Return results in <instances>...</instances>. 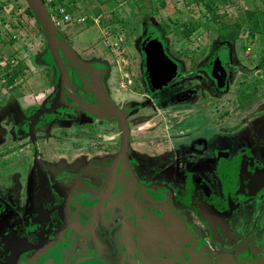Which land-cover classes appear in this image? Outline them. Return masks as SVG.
Listing matches in <instances>:
<instances>
[{
	"label": "flooded vegetation",
	"instance_id": "obj_1",
	"mask_svg": "<svg viewBox=\"0 0 264 264\" xmlns=\"http://www.w3.org/2000/svg\"><path fill=\"white\" fill-rule=\"evenodd\" d=\"M149 37L159 36L157 32L151 31L145 40ZM219 53H223L221 63L225 73L222 86L208 71L210 63ZM231 56V44L224 43L208 62L200 66L203 77L189 79L174 76L159 89L152 86L144 66L147 93L140 100L131 98L123 104L121 101L115 102L108 92L106 81L100 75L102 66H87L76 55L82 72L95 85L81 82L77 72L68 66L73 92L90 103L105 101L124 111L130 137L127 155H119L121 134L116 119L87 112L65 93L64 87L63 112L42 114L50 103L47 97L40 114L33 116L24 126L26 132L36 134V137L29 138L32 144L30 153L26 152L25 144V147L9 155H20L16 156L15 161L27 163L20 164L26 170L29 163H40L43 170L42 163L45 171L53 169L50 173L60 167L62 170L55 173L54 177L51 176L52 191H48L51 188H47L45 182L46 191L51 193L48 194V203L50 200L56 201L32 218L33 225L21 229L16 222L3 232L0 264L17 261L18 255L15 259L14 256L20 249L12 246L15 241L24 239L34 242L37 239L34 235L28 236L29 231L44 227L47 231L60 228L65 217V198L66 231L63 233L61 229L56 252L37 259L33 264H59L57 253L65 245V239L66 258L73 253L78 254L81 244H85V238L81 235L91 234L93 227L103 221L100 216L102 209L111 213L113 208L119 207L120 219L113 223L118 225L119 230L116 238L118 247L115 248L116 256L112 264H194L191 249L195 244L215 248L214 264H264V150L259 151L256 148L257 142L252 143L249 136L257 128L256 122L264 121V66L258 62L256 70H250L251 74L244 71L233 76L235 71ZM51 66L54 72V93L56 72L52 63ZM179 84L190 85L193 92L186 94L188 99H180L182 93L179 92L172 94ZM215 90L226 92L222 117L228 124H210V121L214 123L215 120ZM185 101L205 106L208 126L204 129L185 127L183 130L181 114L178 110L172 113L170 108ZM233 112L237 113L239 121L231 120ZM61 118H65L66 126L51 130L53 125L50 124ZM216 127L229 134L242 128L240 133L243 141L230 140L229 136L224 137L223 141L218 140L221 133L215 131ZM51 133L61 141L58 140L57 144L50 142L52 147L48 148L45 144ZM60 142L62 149L57 150ZM90 153H94L96 162L82 163ZM7 159V156L1 158L4 164L2 170H5L3 176L12 163L5 162ZM65 160L67 163L72 162L74 167L82 164L79 172H69L61 167ZM12 175L22 177L18 171ZM71 187L80 188L68 195ZM83 189L90 193L99 190L101 204L96 194H88ZM115 189L119 194H114ZM15 195L12 190L0 195L1 224L7 218L12 220L17 212ZM84 197L89 198L90 202L95 200L94 207L90 206L94 218L84 208H80L90 205L89 202L84 205ZM158 202L161 205H155ZM4 208L9 211L2 210ZM142 210L151 212L141 214ZM155 215L163 219L161 225L157 224ZM178 220L182 225L186 224L185 229L183 226H180L182 229L175 226ZM157 229L161 234L155 244L150 239L153 230ZM182 230L183 235L178 232ZM93 237L96 242V235ZM42 238L45 247L57 237ZM143 242L153 243L157 251L146 255ZM138 243L143 245L138 246ZM209 262L204 259L195 264Z\"/></svg>",
	"mask_w": 264,
	"mask_h": 264
},
{
	"label": "rangeland",
	"instance_id": "obj_2",
	"mask_svg": "<svg viewBox=\"0 0 264 264\" xmlns=\"http://www.w3.org/2000/svg\"><path fill=\"white\" fill-rule=\"evenodd\" d=\"M6 1L7 3L1 12L3 23L0 29V50L1 48L5 50V45L7 44L8 47L9 41L13 40L11 34L17 33L19 35L16 38H20L18 42L24 48L21 52L22 55L24 54L23 57H32L34 65L31 63V66L35 67L31 69L29 63L26 64L25 58L20 60L22 63L16 62L18 65L7 71L14 70L16 77L8 76L5 72H3L4 75H1L3 74L1 72L3 67L0 68V177L3 181L9 177L6 182L16 184V188H19L22 182L20 177H11V175L22 166L20 165L22 162L15 161L16 156L19 157L20 155L9 154L19 151V148L26 146L25 144H27L26 152L30 153L32 144L29 138L36 137V134H29L24 128L34 115L24 117L25 121H23L18 116L16 109L24 107L25 110L28 108L29 111L34 109L35 105L40 109L39 103H43L44 99H41L36 104L38 96L40 98L42 93L38 89L42 85L31 87L27 83L28 79L32 78V80L38 81L43 72L47 81L46 78L43 81L41 79V84L50 83L51 86L45 99L53 94L54 87L53 80L44 71V63L40 58H36L42 41L38 23L26 12L24 0ZM74 1L76 3L72 4L73 7L79 9L75 11L82 10L81 12L88 16L82 22H74L64 32L59 30V33L63 37L66 36L72 51L87 66L93 64L102 66L103 70L100 71V75L106 81L108 92L115 102L121 101L125 104L131 98L140 100L147 93L144 81L143 52L140 44L144 42L151 31L157 32L164 43L166 53L178 64L179 71L175 77L178 76L179 78L203 77L204 74L199 69L200 66L208 62L215 51L220 49L224 43H230L232 47V67L235 71L233 76L237 72L244 71H249L248 73L251 74L250 70H256L257 63L264 58V0ZM234 23L240 25L237 38L234 31L237 29H229L230 25ZM7 50L4 52H8ZM8 54L13 55L10 49ZM8 54L0 55V61L1 58L5 59L4 57ZM37 66L41 68L38 69ZM15 67L16 69H13ZM262 74L264 76V71ZM125 78H129L132 84L126 83ZM122 81L124 84H121ZM189 86L188 84H179L172 94L179 92L182 93L179 96L180 99H188V95L193 92ZM214 93L216 94L215 120L213 123L209 118L210 124L215 126L228 124V121L222 117V103L226 92L215 90ZM177 104V106L170 108V111L172 113L179 111L182 120L180 122L181 127L204 129L208 126L205 106L189 101ZM15 115L18 117L13 129ZM233 119L234 121L240 119L235 112H233L231 120ZM256 126L257 128L253 130L254 132H250L249 136L252 143L257 142L256 148L262 151L264 150V121L256 122ZM3 129L7 132L3 133ZM241 129L239 128L231 134L223 133L217 127L215 131L221 133L218 140L223 141L225 140L224 137L229 136L230 140L243 141ZM13 130L21 131V133ZM56 133L55 135H57ZM53 134L51 133L46 140L48 143L45 145L48 148L52 147L50 142L54 141L57 144V141L60 140V138H55ZM62 146L60 142L56 147L57 150L62 149ZM3 156L8 158L5 162H12L4 176L5 170H2L4 164L1 160ZM22 164L26 165L27 163ZM61 166L66 169V160L62 161ZM33 174H36L35 170H33Z\"/></svg>",
	"mask_w": 264,
	"mask_h": 264
},
{
	"label": "crops",
	"instance_id": "obj_3",
	"mask_svg": "<svg viewBox=\"0 0 264 264\" xmlns=\"http://www.w3.org/2000/svg\"><path fill=\"white\" fill-rule=\"evenodd\" d=\"M71 1L73 2V4L76 3L74 0H71ZM70 4H71L70 5L71 10H79V9H75V7H73L72 3H70ZM81 11H78V13L81 16H85V19H86L88 15L83 14ZM33 18L36 21V18L35 17H33ZM57 29H58V31L61 30L64 32L65 29H67V28L65 27L63 29H60L58 27ZM12 33H14V32H12ZM18 35L19 34H17V33L11 34V37L13 40L9 41L10 42L9 46L7 47V44H6L5 50H4V48H1V50H0L1 56H3L4 54H8L9 49L12 51V54H13V55L8 54V56L4 57L5 59L1 58V61H0V68L3 67L1 72L7 73L8 76H14V77L17 76L15 74L14 70H10L9 72H7V71L9 69H12V67H14L15 65H18L16 62L22 63L21 61L25 58V57H23L24 54L22 55V53H21L24 48L21 47V44L18 42L20 40V38H16V37H18ZM64 38L66 39V36ZM40 39L42 40L40 42L41 48L39 46V48H38L39 52L36 51V52H38L36 54V58H38V59L40 58L42 60V63H44L43 64L44 65V67H43L44 71L46 72V74L49 75L50 79L52 80V78H54V72L52 70L53 68L51 66V63H50V60H49V57L47 54L46 44H44L45 42H44L43 38L40 37ZM6 49H8L7 50L8 52H4V51H6ZM31 58H25L24 60H26V64L29 63L28 65L30 66L31 69H34L35 67L33 66L34 64L32 63ZM31 63L33 64L32 66H31ZM5 67H7V68H5ZM37 68L40 69L41 67L37 66ZM13 69H16V67ZM40 72H42V71L40 70ZM1 75H4V73ZM45 78L46 77H44L43 72H42L41 78H39L38 81H36L34 79L32 80V78L30 80L29 79L27 80V83L30 84L31 87H34V86L37 87V85H40V86L42 85L41 88L38 89V91L41 90L42 93L40 94V98L38 96V100H37L36 104H38V102H40L41 99H44V100H43V103H39L40 109L37 107V105H35L34 109H31L29 111H28V108H26V110H25L24 107H22V109L21 108H19L18 110L16 109V112L19 114L18 116L23 121H25L24 117H26L28 115L37 116L42 111L41 108L45 102V96H47L46 94H48V92L50 91L49 87H51L49 85L50 83H48L46 85L41 84ZM41 79H42V81H41ZM46 81H47V78H46ZM52 98H53V94L50 97L48 96V101H49V99L51 101ZM18 116L15 115V118L13 120V129L15 127L16 119ZM50 125H53L51 130H53L55 127L66 126V120H65V118H61L60 120H57L56 122H54ZM183 130H184V128H183ZM6 132L7 131L3 129V133H6ZM14 132L21 133V131H14ZM93 155H94V153L87 154L85 160L84 161L82 160V163L92 164V163L96 162L94 160ZM36 160L38 162L40 161L38 158H36ZM68 163L66 164V170L69 172L72 171L73 173L79 172V169L82 166V164H81L78 167H74V166H72L73 165L72 162L69 164ZM29 165H28L29 167L27 166V170H26L25 166H22L25 169L22 168L21 166H20V168L16 169L18 172H20V174H22L21 175L22 177H20L22 182H21L19 188H16V186H17L16 184H8L6 182L9 177L5 181H3L0 178V195L6 194L7 191H11V190L14 191L16 193V195H15V200H16L15 211L17 210L16 214L13 215L12 220L7 218V220L4 221L5 223H2V224L0 223V245H1V239L3 236V232L8 230L14 223L17 222L18 223L17 226H19L21 229H23L26 226L33 225L32 224V218L35 217L37 215V213H39L40 211H43L47 207L53 205L56 201L54 199L52 202V200L49 199L50 203H48L47 198L49 197V195L51 193H48L46 191L45 182H46L47 188L48 187L51 188L50 190L48 189V191L49 192L52 191L53 188H52L51 176H53L55 173H58L59 170L61 171L62 169L59 167L58 170H56L53 173H50L53 169L51 171H45L44 166H43L44 164H42V163H41V165L43 167V170L39 166L40 163H35L33 165H32V163H29ZM61 167H63V166H61ZM21 170H22V172H21ZM28 170H31V172H28ZM33 170L36 171L35 175L33 174ZM158 184H160V183H158ZM113 192H114V194L115 193L119 194V192L117 193V189H115ZM58 196H59V194H57L56 197H58ZM116 197H118V196H116ZM155 205H161V203L158 202ZM2 210H5L6 212L9 211L6 208H4ZM15 211H14V213H15ZM147 211L151 212L149 210H142L140 212H141V214H145ZM110 212L111 213L107 212L105 209H102L100 216L103 217V221H101L100 224H97L93 227V229H92L93 231L91 234H88L86 236L80 234L81 236H83L85 238V244H83V246L81 244L79 250L77 251V252H79L78 254L73 253V254H71V256L66 258V239H65V245L63 246V248L59 252V254L57 253V255L59 256V259H57L59 264H77L78 262H81V264H112L113 263V260L116 256L115 248L118 247L117 243H116V238L118 236V230H119L117 228L118 225H115L113 223L120 219V207L119 208H113V212L112 211H110ZM0 214L2 216V212H0ZM23 217L26 219H24ZM156 217L157 218H154V219L156 220L157 224L159 223V225H161V223H163V219L159 215H157ZM185 225H182L181 221H179V220H178V222L175 223V226H178V227L183 226L184 229L186 228ZM89 229H91V228L89 227ZM86 230H87V228L84 230V233L86 232ZM178 232L179 233L181 232L180 234L183 235L182 234L183 230L178 231ZM153 233H154L153 237L151 235L152 239H150V238L149 239L152 240L156 244L158 237L161 233H160L159 229L153 230ZM94 235H96V238H97L96 242H95V239L93 237ZM22 236H24V235L22 234ZM143 243H140V244L138 243V246L143 245ZM179 243H181V241ZM144 245H145L144 251L146 252L145 253L146 255L157 251V249L155 248L156 246L154 247L153 243H151V244H145L144 243ZM207 248H208L207 245H206V248L202 245H199V244L194 245V247L191 249V254L193 255L192 259H193L194 264L196 262H199V261L204 260V259H206L207 261H210L209 262L210 264L215 263L214 262L215 261L214 255L216 253L215 248H213L212 246H209L208 249ZM93 249H95V251H93ZM70 250H71V248H70ZM218 253H220V251Z\"/></svg>",
	"mask_w": 264,
	"mask_h": 264
},
{
	"label": "water",
	"instance_id": "obj_4",
	"mask_svg": "<svg viewBox=\"0 0 264 264\" xmlns=\"http://www.w3.org/2000/svg\"><path fill=\"white\" fill-rule=\"evenodd\" d=\"M24 2L26 3V6H28L32 11L34 17L39 23L41 36L45 40L50 63H52L56 72V89L53 93L52 100L50 101L48 107L45 108V112L42 114L63 112L65 108L64 87L65 93L67 92V95L87 112L100 117H113L116 119L121 134V147L119 155H122V157L126 156L130 142L129 125L126 119V114L120 108L108 102L97 101L96 103H90L73 92L70 86V74L68 66L77 72L79 79L84 84L95 85L94 81L92 79H88L86 74L82 72L83 69L79 59L76 57L68 43L64 40L63 36L60 35L56 24L51 18L44 2L42 0H24ZM141 49L144 55L146 75L152 82V86L156 89H159L177 74L179 66L166 53L164 43L159 37H149L143 42ZM222 57L223 53H219L216 57H214L208 68L210 75L219 82L220 86H222L221 81L225 76L221 63ZM29 125L32 127L33 124L30 123ZM78 188L80 187H71V191L68 193V195L73 194V192H75L74 190ZM83 191L87 192L88 194H96L97 201L101 197V192H99V190L92 193L84 189ZM84 201L86 202L84 205H88L87 202H89L90 205L87 207L80 206V208H84L87 211V214L93 217L94 212L90 206L94 207L93 203L95 200H91L90 202L89 198L84 197L82 202L84 203ZM98 203L100 205L101 201L99 200ZM64 208L65 217L62 219V221H64L62 222L60 228H50L49 231H47V228L45 227L40 230L35 228L27 233L28 236L34 235L37 238L34 242H28L29 240L27 241L22 239L17 240L12 244V246H15L14 249H20L17 251L16 256H14L15 259L18 255L17 261H12V264H33L37 259H43L46 257L45 255H53L54 252H56L58 247L57 244L61 239L59 236L62 231L61 229H63V233L66 231V198ZM137 223L139 224V220H137ZM41 236H51L57 238H54L52 243L43 247L44 241L42 240L43 238ZM125 250L127 253V249ZM31 257L33 258L31 259Z\"/></svg>",
	"mask_w": 264,
	"mask_h": 264
},
{
	"label": "built area",
	"instance_id": "obj_5",
	"mask_svg": "<svg viewBox=\"0 0 264 264\" xmlns=\"http://www.w3.org/2000/svg\"><path fill=\"white\" fill-rule=\"evenodd\" d=\"M48 9V12L56 24V27L63 29L67 28L74 22H81L85 19V16H81L75 10L70 9L71 0H42ZM6 0H0V29L2 28L3 17L1 12L3 11ZM126 83H130L129 78H125ZM121 84H124L123 81Z\"/></svg>",
	"mask_w": 264,
	"mask_h": 264
},
{
	"label": "trees",
	"instance_id": "obj_6",
	"mask_svg": "<svg viewBox=\"0 0 264 264\" xmlns=\"http://www.w3.org/2000/svg\"><path fill=\"white\" fill-rule=\"evenodd\" d=\"M253 9H255V8H253ZM25 10H26V12H27L30 16L34 17L32 11L29 9L28 6L25 7ZM257 11H259V10H257ZM262 12H263V11H262ZM262 12H260V13H262ZM261 16H262V15H261ZM36 22L38 23L37 20H36ZM38 26H39V23H38ZM239 27H240V25H239L238 23H234V24L230 25V28H229V29H237V30H234L235 33H236V34H235V37H236V38L238 37V36H237V31H238ZM259 62H260V64H262V65L264 66V58L260 59Z\"/></svg>",
	"mask_w": 264,
	"mask_h": 264
}]
</instances>
